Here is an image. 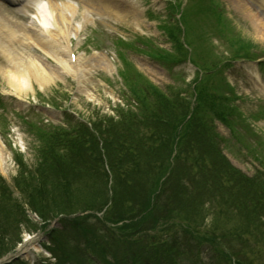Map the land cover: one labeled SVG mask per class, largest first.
<instances>
[{"label": "trees", "instance_id": "obj_1", "mask_svg": "<svg viewBox=\"0 0 264 264\" xmlns=\"http://www.w3.org/2000/svg\"><path fill=\"white\" fill-rule=\"evenodd\" d=\"M219 88V85H198L197 102L192 116L187 119L190 101L188 104L172 99L151 86L146 90L136 87V98L141 103L140 113H124L113 124L94 126L97 133L85 128L77 137L67 140L72 144H65L68 152L64 156L58 155L60 153L55 150V145H50V151L46 149L41 154V161L36 168L38 173L30 171L22 157L16 156L20 169L15 183L29 206L44 221L80 209L102 210L111 200L104 221L115 225L106 226V235L90 229L88 216L69 220L77 227L74 229L82 232L85 237V248L95 251L99 247V251L104 252L107 248L101 244L116 243L124 254L121 264H134L130 263L129 256L134 254L133 258L136 259L138 254L144 255L153 249L156 239L149 242L150 247H147L144 242L150 234L146 231L159 230L163 224L183 229L192 236L191 240L217 243L215 236L209 231L201 232L196 218L193 219L199 209L208 210L207 193V198H212L209 200L217 215L214 214L216 222H224L222 230L229 236L228 243L232 251L226 249L228 253L224 255L227 259L232 260L234 255L237 257L243 254L242 249L236 250L239 244L251 248L252 252L260 251V247L264 248V171H259L253 178L248 177L233 167L222 154L212 125V115L224 112L223 100L217 108L213 102L218 98L214 94L218 93ZM147 98H151V103H146ZM142 120L146 130H143L144 134L142 131L141 135L138 133L135 141ZM182 123L184 126L179 129ZM100 140L103 147L99 146ZM175 143L177 154L173 166L168 158L172 155ZM55 156L59 164L56 168L51 163ZM179 160L184 162L182 167L186 175L192 177L189 182L180 180L178 173L181 171L177 170ZM105 161L113 173L111 195L109 176L104 169ZM53 169L57 170L54 172L56 180L50 189V173L47 172ZM167 171L170 172L168 176ZM135 173H139L140 177L137 178ZM76 180H84L83 186L73 190ZM0 190L2 255L3 251L9 249L6 245L9 236L7 224L28 223L29 218L22 205L14 201L3 180L0 182ZM229 220H235L236 224L224 229L225 222ZM120 222L123 223L118 225ZM66 227L63 230L53 229L49 235L55 246L48 248L58 257L59 264L75 256L69 250L72 249V243ZM215 230L217 232L220 229ZM82 256L77 260L87 264L90 260L85 257L84 250ZM237 262L244 264L240 258ZM10 264L27 263L18 261Z\"/></svg>", "mask_w": 264, "mask_h": 264}, {"label": "rangeland", "instance_id": "obj_2", "mask_svg": "<svg viewBox=\"0 0 264 264\" xmlns=\"http://www.w3.org/2000/svg\"><path fill=\"white\" fill-rule=\"evenodd\" d=\"M76 1L80 4L76 20L83 21L81 12L85 6L81 1ZM119 1L122 8L125 6L126 8H129L127 1L130 0ZM135 1L142 11L143 22H136L132 17H127L125 19H120L119 17L116 18L115 15L117 14H114L113 12V16L103 14L98 8V6L103 5V3L101 0H96L95 11L92 12L91 20L88 23H84L83 28L80 30L79 36L81 37H79L78 40L77 38L72 39V50L81 54L82 57L93 56L95 53L94 49L99 45L101 47V52H104L107 58L112 62V69L110 71L103 66H96L95 71L90 74L88 82L90 92L88 94L84 91L85 87L82 85L81 87L83 90H80L77 82L71 79L66 72H62V74H59L47 84H40L32 79L31 86L27 87L26 90L18 92L10 83L7 72L0 71V142L6 157L4 168L0 167V177L3 176L13 187L14 193L12 196L14 201L18 204L22 206L24 205L28 208L26 198L23 197V195H21L14 187L13 179L18 172V163H16L14 156L19 152V149H21L24 152V158L20 154L17 155L22 157V160L30 171L35 169L37 163L35 151L36 140L34 138L35 129L29 127V125L25 123V119H43L45 122L52 121L54 123L64 122L65 114L63 110L54 107L51 103L48 104L47 102L50 99L54 100L56 98L58 100L56 101L57 103H62V106H69L72 111L76 110V116L79 114L78 120L82 119L81 121L85 122V120L90 117H93L94 120L95 114H99V112L95 111L97 113L94 112L91 114V110L96 108L107 111L110 105L117 103L122 98L123 85L121 83L118 84L116 81V79H120L117 71L124 64L117 55L119 52H121L128 61L134 63L141 72L160 88L166 89L168 84L175 83L172 73L154 61L147 54L138 49L126 48L117 44L120 37H123L124 40L131 41V39H134L136 36H147L148 38L154 39L155 43H158L163 47L170 48L171 46L166 35L162 34V30L158 27L160 19L150 17L149 10H152L155 14L161 17V19H166L167 21L174 20L177 13L171 12L168 7L165 8L167 4L166 0ZM181 1L186 2V0ZM195 1H192V3L194 4ZM219 2H222L227 17L232 21L236 28H234L232 32H227L223 41L219 39V36L212 37V41L217 48V51L214 52L220 53L221 55L222 53L228 55L233 51L231 50V38L236 36H238L237 43L243 44L248 40L249 43L257 47L256 50L264 49V0H219ZM25 21H28V19ZM184 24L188 30L185 21ZM19 40L20 39L17 38L13 42V56L14 61L19 65L18 68L26 67L21 60L23 56L28 57L27 55L31 53L38 57L41 55L45 56L37 47L23 45V42L21 44ZM133 43V47H144V45L138 42V40H133ZM199 50L200 49L198 48L197 51ZM3 52V48L0 47L1 67V63L4 64L6 60V56ZM210 54V52L207 53V59L215 64H222L226 59L224 56H212ZM203 61L204 60H202V62ZM261 62H264V58L255 61L238 60L233 62L225 72L227 78L235 87L236 92L239 95L238 98H233L232 100L236 102V105L239 106V109L246 117V121L250 122L251 125L247 126L244 123H241L246 126L244 127V125L236 124L235 129L232 130L231 125L221 120H217L216 122L218 131L227 139V142L222 145L224 152L233 164L250 176L254 175L257 170L261 168L259 160L252 154V152H257L261 149L260 147H255L257 146L256 142L257 140H262V138H264V117L259 115L261 114L259 111H264V66L261 65ZM52 63L55 64L53 60ZM44 64L50 66V62H44ZM174 69L176 72H181L186 76L187 80H190L194 75L193 72L195 68L190 62H184L175 66ZM219 77V72H216L214 78L219 79ZM102 79H106L107 81ZM111 80H113V84ZM106 82H109V85L112 86H108ZM91 100L94 103H92ZM102 100L105 105H95ZM253 115H256L259 118H253ZM87 124H90L89 121ZM234 133L237 136H240L243 139V142L238 141ZM243 144H247L249 147L252 146V152H250ZM136 177L138 178L140 175L138 174ZM180 180L182 181L184 179ZM185 182H187V179H185ZM208 195L209 193L206 194V206L208 210L199 209L198 214L193 216V219L196 218L197 224L201 226V230H209L211 227L214 229H221L216 233V237L219 238L220 236L218 234L222 232L224 222H222V224L216 223L214 217L215 212H213L214 208L211 205L212 198H209L211 199L209 200L207 198ZM213 200H215V196L213 197ZM28 212L30 214L31 211ZM102 213L100 216H102ZM31 216H33L35 222L38 221L35 214L32 213ZM92 221L93 228L96 227L101 230L103 229V224L98 223L95 218H92ZM57 224L58 222H56L54 226ZM235 224V220H229L225 222L224 229H229ZM7 226L9 228V236L6 245L9 247L17 243L21 237L23 240H25L27 236L33 238L34 241L30 242L24 255H22L24 259H27L28 261H36L39 258L49 256V253H47L41 245V242L46 240V235L42 229L37 230L33 228V226H30V224L28 225L25 223L22 225L7 224ZM161 226L163 227L159 230H151L150 236L155 235V239L157 240H159V238L166 240L168 237L170 242H174V233L177 231L175 230V227L170 224H163ZM150 236L149 239H151ZM218 243H220L219 245L223 248L227 246L221 239L218 240ZM212 249L213 247H210L209 245L198 247L197 251L199 253L202 252L200 255L202 263L200 264H224L218 259L211 261L212 256L215 255V252ZM241 249H245L247 253L252 254V256H249V259L253 261V264H255V262L256 264H264L263 252L252 253L251 248L243 247ZM108 259H111V257L107 259L103 258V261ZM187 259L188 258L183 259V262L186 264L191 263L190 261H187ZM192 259H196V255H194Z\"/></svg>", "mask_w": 264, "mask_h": 264}, {"label": "bare ground", "instance_id": "obj_3", "mask_svg": "<svg viewBox=\"0 0 264 264\" xmlns=\"http://www.w3.org/2000/svg\"><path fill=\"white\" fill-rule=\"evenodd\" d=\"M14 3L20 5L18 11L29 10L30 7L35 9L33 20L29 23H23L15 15H11L9 19H6L5 15L0 11V47L3 48L6 56L5 63L0 66V71L6 72L10 83L13 87L21 92L31 86L32 79L40 84H47L51 82L56 76L62 74V72L71 70L72 65L75 69L72 71L77 77L79 84H84L88 81L91 69L96 66H103L110 68L109 61L103 53H96L94 56L82 57L78 55L79 65L73 63L70 60V38L68 34L71 33L78 35V32L83 27L84 23L90 20L91 13L95 10L86 8L83 13V21L76 20L77 6L74 0H67L66 2H58V0H11ZM87 4L92 0H83ZM117 0H101L103 5L100 6V11L106 15H111V11H114L120 16L123 14L125 17H132L142 22V12L139 10L138 4L133 1H127L128 7H120ZM0 7L7 9L5 0H0ZM259 28V27H257ZM66 34V35H65ZM24 39H31L38 44L41 49L51 54L54 52L53 57L56 60V66L50 63L51 66L45 64L44 68H41V63L36 60V56L30 55L29 58H22L24 68H18V64L13 61L14 56L13 42L18 37ZM65 35L66 44L59 42L62 47H58L57 42L61 40ZM53 40V41H52ZM52 41V42H51ZM29 45L34 43L29 42ZM8 60V62H7ZM27 62V63H24ZM49 62V61H47ZM6 157L3 151V147L0 142V167L4 168Z\"/></svg>", "mask_w": 264, "mask_h": 264}]
</instances>
